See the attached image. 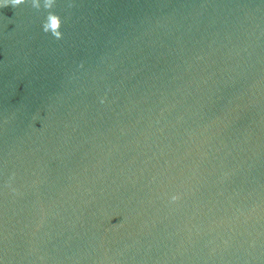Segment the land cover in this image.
I'll return each instance as SVG.
<instances>
[{
  "label": "water",
  "instance_id": "1",
  "mask_svg": "<svg viewBox=\"0 0 264 264\" xmlns=\"http://www.w3.org/2000/svg\"><path fill=\"white\" fill-rule=\"evenodd\" d=\"M53 11L0 8V264H264V0Z\"/></svg>",
  "mask_w": 264,
  "mask_h": 264
},
{
  "label": "clouds",
  "instance_id": "2",
  "mask_svg": "<svg viewBox=\"0 0 264 264\" xmlns=\"http://www.w3.org/2000/svg\"><path fill=\"white\" fill-rule=\"evenodd\" d=\"M29 4L32 8L40 11L43 9L46 13L44 21L42 22V31L45 34H50L56 40L63 39V32L61 31L64 24L62 17L53 11L57 4V0H0V8L11 6L16 9L22 5ZM72 5L69 4V7ZM101 103L106 102V97L101 98ZM15 174L13 173L12 179H14ZM10 186V184L6 185ZM15 191V189H13ZM180 199L179 194L172 195L170 197L171 202H176Z\"/></svg>",
  "mask_w": 264,
  "mask_h": 264
}]
</instances>
